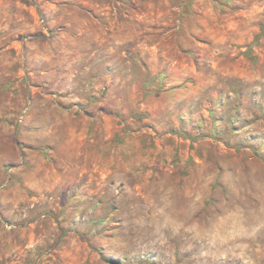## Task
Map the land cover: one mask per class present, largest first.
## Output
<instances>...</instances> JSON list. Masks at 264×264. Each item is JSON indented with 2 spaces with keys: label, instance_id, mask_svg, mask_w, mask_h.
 <instances>
[{
  "label": "rangeland",
  "instance_id": "rangeland-1",
  "mask_svg": "<svg viewBox=\"0 0 264 264\" xmlns=\"http://www.w3.org/2000/svg\"><path fill=\"white\" fill-rule=\"evenodd\" d=\"M0 264H264V0H0Z\"/></svg>",
  "mask_w": 264,
  "mask_h": 264
}]
</instances>
